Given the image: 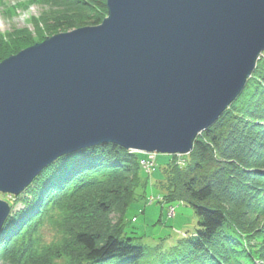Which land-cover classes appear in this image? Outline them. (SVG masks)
<instances>
[{
  "label": "water",
  "instance_id": "water-1",
  "mask_svg": "<svg viewBox=\"0 0 264 264\" xmlns=\"http://www.w3.org/2000/svg\"><path fill=\"white\" fill-rule=\"evenodd\" d=\"M107 16L0 62V194L113 144L186 155L264 52V0H106ZM10 206L0 199V234Z\"/></svg>",
  "mask_w": 264,
  "mask_h": 264
},
{
  "label": "trees",
  "instance_id": "trees-1",
  "mask_svg": "<svg viewBox=\"0 0 264 264\" xmlns=\"http://www.w3.org/2000/svg\"><path fill=\"white\" fill-rule=\"evenodd\" d=\"M22 1L0 0L2 13L11 17L32 5L46 10L29 18L32 31L0 33V62L107 16L106 0ZM145 157L113 144L94 146L58 158L19 196L0 195L10 205L0 264H264V52L241 94L196 136L190 153L168 156L163 202L186 203L197 221L164 250L141 243L125 221L153 171L141 166ZM47 230L54 233L50 243L43 240Z\"/></svg>",
  "mask_w": 264,
  "mask_h": 264
},
{
  "label": "rangeland",
  "instance_id": "rangeland-1",
  "mask_svg": "<svg viewBox=\"0 0 264 264\" xmlns=\"http://www.w3.org/2000/svg\"><path fill=\"white\" fill-rule=\"evenodd\" d=\"M5 5H14L22 0H2ZM45 9L40 5H32L27 9L18 8L16 13L7 17L0 7V33L9 32L15 28H27L32 31L29 18L39 16ZM70 31V30H69ZM60 31L59 33H63ZM68 32V31H65ZM165 154H156L155 161L151 160L150 175L145 174L146 184L136 191L134 202L129 206L125 214L127 228L134 231L132 236L141 237V243L150 247L160 246L161 250L175 243L182 235H189L194 231L197 218L192 208L182 202H163L165 190L161 187L162 168L168 161ZM3 195V194H0ZM9 196H7L8 198ZM6 202L5 198L0 197ZM19 206H17L18 208ZM174 208V215L170 216L168 210ZM53 231L44 233V241L50 243L53 240ZM160 239H164L161 241ZM156 261L152 256V262Z\"/></svg>",
  "mask_w": 264,
  "mask_h": 264
},
{
  "label": "built area",
  "instance_id": "built-area-1",
  "mask_svg": "<svg viewBox=\"0 0 264 264\" xmlns=\"http://www.w3.org/2000/svg\"><path fill=\"white\" fill-rule=\"evenodd\" d=\"M151 160H154V154H148L147 157L140 161L141 166L149 171L151 169Z\"/></svg>",
  "mask_w": 264,
  "mask_h": 264
},
{
  "label": "bare ground",
  "instance_id": "bare-ground-1",
  "mask_svg": "<svg viewBox=\"0 0 264 264\" xmlns=\"http://www.w3.org/2000/svg\"><path fill=\"white\" fill-rule=\"evenodd\" d=\"M14 197V196H13ZM16 197V196H15ZM10 206V205H9ZM168 214L170 215V216H173L174 215V212H173V209L172 208H169V210H168ZM9 218V217H8ZM8 218L6 219V221L8 220ZM5 221V222H6ZM4 225V224H3ZM3 227V226H2ZM184 235H182V237H183Z\"/></svg>",
  "mask_w": 264,
  "mask_h": 264
}]
</instances>
